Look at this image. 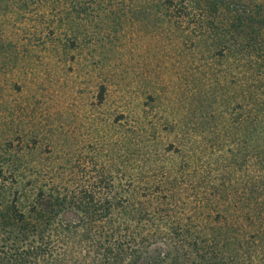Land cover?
Returning <instances> with one entry per match:
<instances>
[{"label": "rangeland", "instance_id": "obj_1", "mask_svg": "<svg viewBox=\"0 0 264 264\" xmlns=\"http://www.w3.org/2000/svg\"><path fill=\"white\" fill-rule=\"evenodd\" d=\"M212 1L181 22L158 0H0V246L148 214L158 243L204 229L206 247L261 261L264 28H232ZM95 207L113 216L94 220Z\"/></svg>", "mask_w": 264, "mask_h": 264}, {"label": "trees", "instance_id": "obj_2", "mask_svg": "<svg viewBox=\"0 0 264 264\" xmlns=\"http://www.w3.org/2000/svg\"><path fill=\"white\" fill-rule=\"evenodd\" d=\"M200 0H158V4L164 7L165 15L177 21H183L189 16L195 15L200 9ZM228 0H213L209 3L215 10L218 7H226L230 17L232 28L241 30L243 27L260 25L264 28V12L259 18L249 13L240 14L238 9L228 7ZM203 10V9H200ZM203 12L197 14L203 15ZM193 17V16H192ZM235 21V22H234ZM248 21V24L246 23ZM180 22V23H181ZM247 24V25H246ZM250 39V38H249ZM249 42L248 46H255ZM90 218L103 221L112 217L110 208L103 211L94 208ZM127 213V212H126ZM13 217L24 222V214L16 207L13 208ZM133 219H136L132 216ZM130 217V219H132ZM157 217L144 214L140 216L138 226L132 227L127 220L126 224H117L114 220L107 226H89L83 218L64 220L60 227L52 230L45 240L39 244H23L7 248L0 246V264H237L232 257L224 254L229 250L231 242H215L214 246L206 247L209 233L208 230L189 228H171V234L180 241H187V246L192 245L195 255L187 258L188 247L177 248L172 237L161 240L158 243V224L151 220ZM126 219V218H125ZM147 224H141L140 221ZM143 222V223H145ZM151 222V224H149ZM129 223V224H128ZM159 244V246H158ZM186 247L185 250L183 248ZM263 256V255H261ZM264 257L258 264H264Z\"/></svg>", "mask_w": 264, "mask_h": 264}]
</instances>
